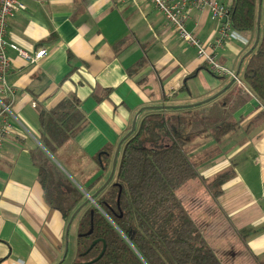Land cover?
Instances as JSON below:
<instances>
[{"label": "crops", "instance_id": "0c3cea01", "mask_svg": "<svg viewBox=\"0 0 264 264\" xmlns=\"http://www.w3.org/2000/svg\"><path fill=\"white\" fill-rule=\"evenodd\" d=\"M20 1L27 7L10 21V43L49 54L30 62L8 49L14 100L9 95L5 101L13 127L0 154V264H57L63 258L68 222L46 202L32 155L46 151L39 109L50 110L66 97L80 100L86 125L56 155L80 187L102 174L93 158L108 146L116 151L137 114L138 124L150 110L199 108L235 121L237 128L220 142L203 132L188 146L205 181L233 171L220 194L214 197L197 177L177 195L223 264H263L264 105L258 97L214 74L150 0ZM189 15L188 29L214 41L217 22L210 11ZM255 39L234 29L217 51L219 61L237 71ZM200 137L206 139L196 141Z\"/></svg>", "mask_w": 264, "mask_h": 264}, {"label": "trees", "instance_id": "16d2710c", "mask_svg": "<svg viewBox=\"0 0 264 264\" xmlns=\"http://www.w3.org/2000/svg\"><path fill=\"white\" fill-rule=\"evenodd\" d=\"M230 7L234 29L256 36L259 0H232ZM241 79L264 105V0L260 40L246 58ZM39 110L46 151H37L32 157L46 202L68 222L87 200L85 192L94 194L109 177L114 146L95 155L93 160L102 174L83 185L84 191L55 159L56 152L86 125L80 100L66 97L50 110ZM219 113L215 111L211 117L199 108H172L144 114L122 143L112 180L74 219L77 239L71 264H223L177 195L188 180L198 177L217 197L232 174L227 170L205 181L188 150L203 132H210L220 142L237 128L235 121ZM104 247L103 256L90 263Z\"/></svg>", "mask_w": 264, "mask_h": 264}, {"label": "built area", "instance_id": "2783aa9c", "mask_svg": "<svg viewBox=\"0 0 264 264\" xmlns=\"http://www.w3.org/2000/svg\"><path fill=\"white\" fill-rule=\"evenodd\" d=\"M164 15L168 23L175 29L180 39L193 46L197 50V57L214 74L221 77H230L235 82L244 86L237 71L219 61L218 49L225 46L232 31L231 7L220 0H150ZM27 6L20 0H0V154L13 127L10 115H13L10 105L5 101L9 95L14 100V90L10 85L8 76L11 70V59L8 55L10 47L16 49L21 57L30 62H38L45 58L49 52L47 48H39L32 52L19 47L9 41L10 21L18 10ZM192 9H208L211 16L217 22V37L212 42L201 40L194 32L188 29L187 21Z\"/></svg>", "mask_w": 264, "mask_h": 264}, {"label": "water", "instance_id": "95a60500", "mask_svg": "<svg viewBox=\"0 0 264 264\" xmlns=\"http://www.w3.org/2000/svg\"><path fill=\"white\" fill-rule=\"evenodd\" d=\"M262 2L263 0H259V9H258V19H257V34H256V39L254 41V44L253 46L251 47V49L246 53V55L242 58L240 64H239V67L237 69V74L240 73V69H241V66H242V62L243 60L256 48L259 40H260V36H261V18H262ZM235 80H232V83L234 82ZM137 116L138 114L136 115V117L134 118L133 120V123H132V127L131 129L126 133V135L121 139V141L118 143L117 145V148H116V151L114 153V158H113V164H112V169H111V173L109 175V177L106 179V181L101 185V187H99V189L94 193V194H89V193H86V196H87V200L82 203L75 211L74 213L71 215L70 217V220L68 221L67 223V227H66V246H65V252H64V255H63V258L61 259V261L57 264H62L64 262V260L66 259V256L68 254V251H69V233H70V229H71V225L76 217V215L79 213V211L84 207V205L89 202V201H92L94 202V198L95 196L100 192L102 191L109 183L110 181L112 180L114 174H115V170H116V167H117V162H118V158H119V154H120V150H121V146H122V143L124 142V140L129 136L131 135L135 129H136V126H137ZM62 168V167H61ZM63 169V168H62ZM92 229L90 230L89 233H91ZM96 243V241L92 244V246ZM105 249L106 247H104L102 253L94 260L90 261L91 262H94L96 260H98L99 258H101L105 252ZM81 264H85V263H81Z\"/></svg>", "mask_w": 264, "mask_h": 264}, {"label": "rangeland", "instance_id": "374dc122", "mask_svg": "<svg viewBox=\"0 0 264 264\" xmlns=\"http://www.w3.org/2000/svg\"><path fill=\"white\" fill-rule=\"evenodd\" d=\"M202 139H206V138L200 137L196 141H203ZM55 156H56L57 161L59 163L65 164V163H63V158L62 157H60L59 155L58 156L55 155ZM104 180H105V178L102 181H104ZM102 181L98 185H100L102 183ZM76 183L80 187V184L78 183V180H77ZM81 189L85 191V189L83 188V185H81ZM85 194H86V192H85ZM76 239H77V227H76V224H75V221H74L73 225H72V227L70 229V234H69V252H68V255H67L66 262L64 264H71L73 262L74 254L76 252Z\"/></svg>", "mask_w": 264, "mask_h": 264}]
</instances>
